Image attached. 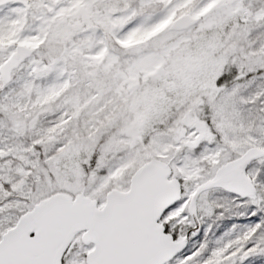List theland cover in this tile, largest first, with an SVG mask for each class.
I'll return each instance as SVG.
<instances>
[{"label":"snow or ice","instance_id":"snow-or-ice-1","mask_svg":"<svg viewBox=\"0 0 264 264\" xmlns=\"http://www.w3.org/2000/svg\"><path fill=\"white\" fill-rule=\"evenodd\" d=\"M0 264H264V0H0Z\"/></svg>","mask_w":264,"mask_h":264}]
</instances>
